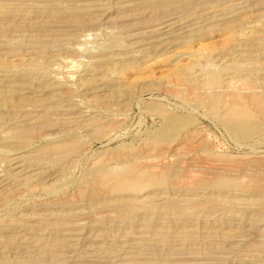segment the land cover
Listing matches in <instances>:
<instances>
[{
  "label": "rangeland",
  "instance_id": "obj_1",
  "mask_svg": "<svg viewBox=\"0 0 264 264\" xmlns=\"http://www.w3.org/2000/svg\"><path fill=\"white\" fill-rule=\"evenodd\" d=\"M0 264H264V0H0Z\"/></svg>",
  "mask_w": 264,
  "mask_h": 264
},
{
  "label": "bare ground",
  "instance_id": "obj_2",
  "mask_svg": "<svg viewBox=\"0 0 264 264\" xmlns=\"http://www.w3.org/2000/svg\"><path fill=\"white\" fill-rule=\"evenodd\" d=\"M145 174V173H144ZM158 177V176H157ZM142 179H143V181H146V182H149V181H152L153 182V178L151 177V176H149L148 174H145V175H143L142 176ZM154 179H155V177H154ZM156 181V180H155ZM161 182V181H160ZM127 183V182H126ZM131 183V182H130ZM118 184H121V183H117V185H115L116 186V188H120V186L118 185ZM131 185V184H130ZM115 186H111V187H115ZM129 186V185H128ZM134 186V185H133ZM115 189V188H114ZM129 203V202H128ZM123 205H125V204H123ZM127 206V205H126ZM124 208V207H123ZM126 208V207H125ZM122 245V244H121ZM98 249V248H97ZM102 250V249H101ZM124 250V249H123Z\"/></svg>",
  "mask_w": 264,
  "mask_h": 264
}]
</instances>
